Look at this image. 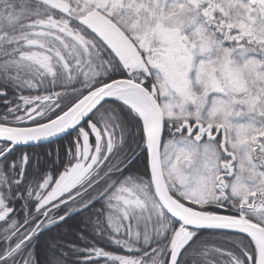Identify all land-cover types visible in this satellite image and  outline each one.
<instances>
[{
	"label": "snow or ice",
	"instance_id": "obj_1",
	"mask_svg": "<svg viewBox=\"0 0 264 264\" xmlns=\"http://www.w3.org/2000/svg\"><path fill=\"white\" fill-rule=\"evenodd\" d=\"M0 264H264V0H0Z\"/></svg>",
	"mask_w": 264,
	"mask_h": 264
}]
</instances>
